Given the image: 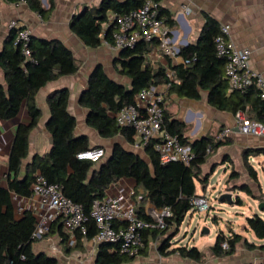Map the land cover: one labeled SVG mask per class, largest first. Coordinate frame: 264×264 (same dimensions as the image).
Listing matches in <instances>:
<instances>
[{"label":"trees","instance_id":"1","mask_svg":"<svg viewBox=\"0 0 264 264\" xmlns=\"http://www.w3.org/2000/svg\"><path fill=\"white\" fill-rule=\"evenodd\" d=\"M27 1L44 18L49 16L56 4L55 0H48L49 6L45 8L41 0ZM144 1L103 0L98 6L88 7L74 14L71 29L90 47H98L104 42L111 43L114 24L105 27L110 22V15L128 12L140 7ZM154 1L158 4L159 17L166 25H172L174 20L169 11L160 4V0ZM219 32V23L208 18L198 40L180 49V54L189 59V63L170 65L175 80L168 77L167 67H153L147 59L151 50L150 42L142 40L133 47L120 49L117 70L130 79V85L126 86L111 78L102 66H97L81 95V104L89 112L87 123L103 137L122 136L128 144H134V130L129 126L119 125L111 113L133 103L135 95L142 89L167 82L170 83L169 93L199 99L203 91H208L211 106L234 114L245 110L251 117L264 121V99L255 85L244 91L230 90L225 75L226 58L218 55L215 44V37ZM15 38L16 31L12 29L9 45L0 52V66L6 80V86L0 83V118H14L25 102L30 122L17 125L8 160V185L0 186V264H6L10 260L15 264H59L55 255L34 250V243L39 240L32 237L36 217L29 209L17 216L12 200L13 193L23 197L33 194L32 184L37 172L50 182L60 183L64 194L83 203L88 214L94 201L104 197L107 187L113 181L120 178L134 179L135 188L143 190L142 200L137 206L140 217L149 218L143 212L146 201L159 208L171 209L164 228L145 231L144 247L140 255L143 258L148 255V236L151 234L161 240L160 254L178 253L182 257L201 261L204 254L197 246H170L179 233L186 214L193 208L192 198L198 195L197 181L205 189L213 172L203 173L202 165L207 162L211 152L228 143V139L215 141L210 136H204L191 141L185 135L187 124L173 118L165 109L163 127L178 135L183 143L190 144L194 150V157L189 164L180 160L162 162L155 147L156 140L150 141L141 152L116 142L113 144L112 154L105 156L101 165L99 162L79 159L77 154L91 146L87 135L76 133L77 119L69 110L70 93L68 88H62L52 92L48 98L50 116L47 129L52 135V146L46 153H37L32 162L24 164L29 155L30 133L41 118V109L37 103L39 90L52 80L74 74L79 64L73 51L59 39H37L32 35L29 45L31 56L27 57L21 44H15ZM256 152L264 153V148L244 154L245 166L255 180L257 172L250 164L249 156ZM236 173V170H232L230 176ZM239 187L252 192L246 185ZM260 199L264 201V197ZM233 202L243 204L240 196ZM246 221L256 237L264 239V217L260 213H254ZM97 231L94 220L89 218L86 233L75 231L77 247H83V239H92ZM50 234H57L63 242H67L69 232L64 228L60 216L52 223L47 235ZM223 241L228 242L227 249L222 248ZM242 241L250 246H257L254 242L249 243L240 233L231 231L228 235L220 231L211 248L215 254L232 255ZM258 247L264 249V244ZM137 257L115 251L111 243L102 241L98 246L95 264H158L144 259L135 263Z\"/></svg>","mask_w":264,"mask_h":264},{"label":"crops","instance_id":"2","mask_svg":"<svg viewBox=\"0 0 264 264\" xmlns=\"http://www.w3.org/2000/svg\"><path fill=\"white\" fill-rule=\"evenodd\" d=\"M102 1L55 0L54 9L48 17L44 18L32 9L28 1L0 0V52L9 45L12 32L9 28V22L12 19H17L21 25L29 28L32 35L37 39L46 38L63 41L73 51L79 64V68L74 74L63 75L52 80L39 90L37 103L41 109V118L30 133L29 155L25 158L24 164L32 162L35 154H44L50 150L52 135L47 129L50 116L48 98L52 92L62 88H68L70 93L69 110L77 119L75 131L78 135H87L90 146H104L108 153L116 141L123 143L122 139L124 138L122 136L106 138L90 126L87 123L88 109L81 104V95L87 88L89 77L97 66H102L108 76L126 86H129L131 82L128 77L120 74L117 70L119 49L106 42L98 47H90L71 29L70 23L74 14L82 12L85 8L98 6ZM41 2L45 8L49 6L48 0H41ZM160 4L169 11L174 20V23L168 27L171 29L172 41L180 49L190 43H195L207 19L213 18L219 25L228 24L230 26L232 41L238 47L251 51L249 65L264 75V0H160ZM185 5L190 8V12L184 11ZM147 59L153 67L162 65L167 67V70L171 69L170 65L182 62L181 56L176 58L164 56L157 49L156 44L151 47ZM0 83L6 86L5 74L1 66ZM158 87L167 91L166 110L172 114L173 118L187 124L185 135L189 137V140L194 141L204 136L212 138V135H217L224 127L232 129V132L226 137L228 143L212 151L207 162L202 165L203 173L213 170L212 175L218 164H228V167L231 168L228 170L230 173L228 172L227 183L224 185V188L228 186L225 191L240 196L243 203L245 201L248 203L249 209L247 213H243L245 218L254 213H260L264 217V209H259L262 202L260 198L264 197V184L260 169L262 168L264 171V153L256 152L249 156V162L257 172V180L251 177L246 166L243 165L245 153L264 148V136L240 133L236 128L235 114L211 106L208 101V91H203L201 98L193 99L181 97L176 93H169L165 83L159 84ZM28 122H30V114L25 102L14 118H0V186L7 187L8 185V160L17 125ZM196 124L197 128H195ZM126 144H124L126 147L138 152L143 150V148H137L133 144L130 145L127 142ZM232 170L237 171L234 176H230ZM129 180L135 183L134 179L128 178L127 181L130 182ZM131 184L133 185V183ZM196 184L198 195L207 194L208 185L203 189L200 181H197ZM242 185L248 186L252 192L241 190L239 186ZM199 187H201L202 192ZM140 191L143 190L140 189ZM247 196L252 199V203L248 202ZM151 205L150 201H146L144 204L143 212L147 216L145 209ZM16 215L19 216L20 214L16 212ZM244 228L250 230L248 226H244ZM231 231L235 232L233 229ZM244 237L249 243L254 242L257 246H250L242 241L238 243L235 253L223 256L215 254L211 248L216 239L215 241L209 239L200 248L204 254L203 259L196 261L182 257L178 253L160 254L161 240L149 234L148 255L145 258L143 255H139L135 263L144 259L158 264H264V249L258 247V245L264 244V239L253 241L247 235ZM99 244L100 242L93 240V238L90 240L83 239V247H77V238L75 243L71 245L68 240L63 242L57 234H50L36 241L34 250L55 255L59 259V264H88L89 257L93 255L92 264H95ZM155 245L156 251L152 252ZM177 246L179 244L173 240L170 247Z\"/></svg>","mask_w":264,"mask_h":264},{"label":"built area","instance_id":"3","mask_svg":"<svg viewBox=\"0 0 264 264\" xmlns=\"http://www.w3.org/2000/svg\"><path fill=\"white\" fill-rule=\"evenodd\" d=\"M27 1V0H18ZM158 4L154 0H145L135 9L122 14H111L110 22L105 27L114 24L113 40L106 42L116 49L133 47L145 40L156 44L157 49L166 57H182L184 64L189 59L180 54V48L172 41L171 29L158 14ZM184 11L190 12L188 6ZM9 28L16 31L15 44H21L23 53L31 56V30L17 19L9 22ZM219 56L226 58L225 75L230 90H246L255 85L264 99V75L249 65L251 51L238 47L230 38V26L220 25V32L215 37ZM170 79H174L172 69L167 70ZM168 90L170 83H165ZM167 91L158 86L142 89L135 95L133 103H129L114 113H111L119 125L129 126L134 130L137 148H143L150 141L156 140L155 147L162 162L180 160L189 164L194 157L190 144L183 143L179 136L172 134L163 127L164 111L167 105ZM237 130L246 135L264 136V121L251 117L245 110L235 113ZM232 132L230 127H224L217 134V140H225ZM104 146L96 145L80 151L79 159L100 162L106 155ZM33 194L28 197L12 194L15 211L22 214L29 209L36 217L32 237L43 239L51 230L52 223L61 217L64 228L69 232V244L76 241L75 231L87 232V221L92 218L98 229L93 240L106 241L112 244V249L139 256L144 247L146 230L162 229L166 226V218L171 215L170 207L159 208L152 204L146 207L148 219L142 218L137 212V206L142 200L143 191H138L135 185L126 178L113 181L106 189L102 199L95 200L90 214L86 213L83 203L66 196L60 183L50 182L40 172L35 174L32 184ZM193 208L207 211L211 205L206 194L192 198ZM222 248L229 247L227 241L222 242ZM6 264H15L10 260Z\"/></svg>","mask_w":264,"mask_h":264},{"label":"rangeland","instance_id":"4","mask_svg":"<svg viewBox=\"0 0 264 264\" xmlns=\"http://www.w3.org/2000/svg\"><path fill=\"white\" fill-rule=\"evenodd\" d=\"M195 128H197V124ZM212 136L215 141L218 139L217 135L214 134ZM122 140L123 143L126 144L124 139ZM253 163L256 164V162ZM243 165H245L244 161ZM230 168L231 167H228V164L224 165L222 163L216 166L215 171L209 178L207 184L208 187L206 195L211 205L210 209L207 211H200L192 208L186 214L179 233L173 238L176 244L186 245L188 247L197 246L200 249L209 239H213L215 241L220 231L229 235L231 229L235 230V232H239L240 234L249 236L253 241H259V238L256 237L250 228L249 231L244 228V226H247V221L243 213H247L249 209L248 203H246V201L243 204H238L236 202L229 203L228 200L222 201L219 199L221 193L228 187L224 188V185L227 183V178L230 173L228 170ZM260 169L262 171V182L264 184V171L262 168ZM129 181L130 184H135L134 181ZM199 189H201V187H199ZM236 197L237 196L234 195L233 200H236ZM247 200L252 203V199L248 196ZM206 229H209V231L207 232ZM156 248V245L153 246L152 252H155ZM93 261L94 256L91 255L87 262L88 264H92Z\"/></svg>","mask_w":264,"mask_h":264},{"label":"water","instance_id":"5","mask_svg":"<svg viewBox=\"0 0 264 264\" xmlns=\"http://www.w3.org/2000/svg\"><path fill=\"white\" fill-rule=\"evenodd\" d=\"M116 142H117V141H116ZM116 142H115V143H116ZM129 148H130V147H129ZM130 149H132V148H130ZM112 151H113V147L110 149V151H109L108 153H106V156L111 155V154H112ZM103 160H104V159H102V160L99 162L100 165L102 164ZM233 196H234V195H233L232 192L224 191V192L221 193L219 199L222 200V201H224V200H228L229 203H233V201H234V200H233ZM259 209H260V210H263V209H264V201H262V202L260 203V205H259ZM206 231L208 232L209 229H206Z\"/></svg>","mask_w":264,"mask_h":264}]
</instances>
